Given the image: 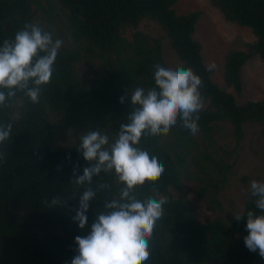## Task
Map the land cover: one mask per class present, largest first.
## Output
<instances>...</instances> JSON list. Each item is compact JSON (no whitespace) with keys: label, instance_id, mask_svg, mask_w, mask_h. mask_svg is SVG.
I'll use <instances>...</instances> for the list:
<instances>
[{"label":"trees","instance_id":"1","mask_svg":"<svg viewBox=\"0 0 264 264\" xmlns=\"http://www.w3.org/2000/svg\"><path fill=\"white\" fill-rule=\"evenodd\" d=\"M211 1L228 21L251 28L257 37L247 43V51L230 49L225 55V83L241 93V70L247 59L256 54L264 59V0ZM177 2L56 0V4L43 5L40 0H0V44L13 39L26 23H37L44 30L60 26L69 36L57 56L51 82L42 86L39 102L34 104L17 93L7 107H0V125L13 124L9 140L0 144V264H70L76 254L74 237L85 235L104 203L118 196L112 175L102 172L93 177L94 189L99 182L111 188L97 192L88 226L80 229L73 222L72 208L78 207V197L88 187L77 185L74 179L90 166L79 152L80 138L98 130L112 142L132 111L130 102L121 104L119 98L126 90L154 87V64L168 68L162 37L152 41L139 29L145 19L164 30L184 67L200 76L202 103L207 102L199 112L195 135L178 123L167 135L141 139L139 146L157 156L165 171L158 181L138 186L135 194L142 200L168 198L145 264H264L258 253L245 246L246 217L237 221L235 215H220L202 222L185 194L172 193L182 190L190 147H198L199 138L214 143L213 132L222 122L232 124L238 140L247 124L264 125V99L239 102L213 79V70H207L202 44L195 39L202 11L181 13ZM56 11L63 14L61 18L55 16ZM127 28L134 29L131 38L124 35ZM84 61H89L90 68L81 69ZM53 115L82 130L72 143H56ZM195 160L202 171L196 177L202 182L198 197L211 209L222 210L217 195L228 182L231 164L204 151ZM53 197L67 201L46 206ZM254 207V199H248L241 214Z\"/></svg>","mask_w":264,"mask_h":264},{"label":"clouds","instance_id":"2","mask_svg":"<svg viewBox=\"0 0 264 264\" xmlns=\"http://www.w3.org/2000/svg\"><path fill=\"white\" fill-rule=\"evenodd\" d=\"M62 46L61 39H53L52 33L37 23H26L13 39H5L0 44V107H7L17 93L38 103L42 86L51 82ZM153 68L154 87H136L131 93L126 90L119 98L121 104L130 102L132 111L112 142L98 130L80 138L79 152L90 166L74 179L77 185L88 187L79 195L78 207L72 208L73 222L80 229L88 226V212L97 192L111 188L99 182L94 189L93 177L102 172L112 175L118 196L104 203V210L96 214L85 235L74 237L76 254L70 264H145L150 258V240L168 198L147 196L142 200L135 194L138 186L158 181L165 171L157 156L139 146L141 139L167 135L178 123L195 135L203 107L202 79L190 67L172 69L156 63ZM214 68L213 63L207 70ZM12 127V122L0 125V144L9 140ZM248 193L254 199V209L234 218L240 221L246 217L245 246L264 259V181L252 180ZM66 201L53 197L45 203Z\"/></svg>","mask_w":264,"mask_h":264},{"label":"rangeland","instance_id":"3","mask_svg":"<svg viewBox=\"0 0 264 264\" xmlns=\"http://www.w3.org/2000/svg\"><path fill=\"white\" fill-rule=\"evenodd\" d=\"M37 1V0H36ZM52 4L56 0H40L43 5ZM34 5V9L38 10ZM176 8L184 13L192 9H200L202 15L196 26L195 39L201 42L203 47L204 61L207 66L215 64L212 72L213 79L228 91L235 94L241 103L248 100L264 99V59L256 54L248 58L241 70L243 89L237 93L233 87H227L224 80L225 55L230 49L248 50L247 43H254L257 37L252 29L241 26L235 22L228 21L223 13L211 0H178ZM61 12H55V16L62 17ZM145 34L154 38H160V45L163 52L164 61L168 68L184 67V62L178 57L165 37L164 30L153 20L145 19L139 26ZM53 35V39H61L63 46L69 39L65 28L46 29ZM134 29L127 28L124 35L132 37ZM62 46V47H63ZM89 61L82 63L81 69L90 68ZM207 102H203V107ZM55 124V138L57 144H70L82 130L77 126L65 122L62 116H52ZM214 143L208 144L199 138L198 147H190L188 154L189 167L187 175L182 183L181 191H173L175 196L185 194L191 203V208L202 222L214 219L220 215L241 214L245 207V202L250 199L248 189L252 180L262 181L264 179V125L254 123L244 127V135L238 140L234 134V128L229 122H222L213 132ZM211 153L212 156H222L224 162L231 164V171L227 184L221 189L217 197L221 201L222 210L211 209L204 198H199L197 189L201 185L196 177L202 172L193 159L200 156V152Z\"/></svg>","mask_w":264,"mask_h":264}]
</instances>
